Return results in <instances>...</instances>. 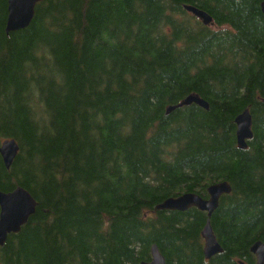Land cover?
I'll return each mask as SVG.
<instances>
[{
	"label": "trees",
	"instance_id": "obj_1",
	"mask_svg": "<svg viewBox=\"0 0 264 264\" xmlns=\"http://www.w3.org/2000/svg\"><path fill=\"white\" fill-rule=\"evenodd\" d=\"M262 0H43L6 33L0 0V192H29L35 213L0 247V264H255L264 244ZM207 13L202 21L185 10ZM188 96L204 100L181 106ZM175 109L169 112V108ZM248 109L252 138L237 148ZM226 182L208 218L164 200Z\"/></svg>",
	"mask_w": 264,
	"mask_h": 264
},
{
	"label": "water",
	"instance_id": "obj_2",
	"mask_svg": "<svg viewBox=\"0 0 264 264\" xmlns=\"http://www.w3.org/2000/svg\"><path fill=\"white\" fill-rule=\"evenodd\" d=\"M43 0H8L7 19L5 32L13 33L23 30L29 26L34 16V9L37 4ZM185 10L202 21L203 25L208 26L212 18L205 12L193 6H185ZM261 13L264 16V0L260 4ZM264 104V99L262 100ZM197 106L208 110V104L196 96H188L181 106ZM175 108H169V112ZM236 126V143L239 150L247 148V141L252 138V119L249 110H245L234 121ZM18 145L13 139H5L0 143V157L6 169L12 165L18 153ZM230 186L226 182L211 185L207 189L208 199H202L198 195L187 193L175 198L164 200L157 205L156 211H177L184 212L190 208H196L207 215V222L201 231V237L204 242L203 255L206 260L222 252L217 242L212 228L210 218L217 210L219 199L223 195L229 194ZM37 204L29 192L21 187H17L8 193L0 192V247H2L10 234H16L24 226L28 219L35 213ZM250 253L254 256L256 264H264V244L256 241L250 247ZM150 262L141 264H166L164 256L160 253L158 247L153 245L150 249Z\"/></svg>",
	"mask_w": 264,
	"mask_h": 264
},
{
	"label": "bare ground",
	"instance_id": "obj_3",
	"mask_svg": "<svg viewBox=\"0 0 264 264\" xmlns=\"http://www.w3.org/2000/svg\"><path fill=\"white\" fill-rule=\"evenodd\" d=\"M246 110H247V109H246ZM244 111H245V110H244ZM244 111H243V112H244ZM243 112H242V113H243ZM242 113H241V114H242ZM239 115H240V114H239ZM239 115H238V116H239ZM238 116H237V117H238ZM237 117H236V118H237ZM236 118H235V119H236ZM234 121H235V120H234ZM234 124H235V123H234ZM235 138H236V131H235Z\"/></svg>",
	"mask_w": 264,
	"mask_h": 264
}]
</instances>
